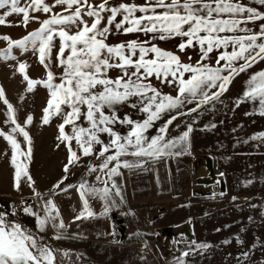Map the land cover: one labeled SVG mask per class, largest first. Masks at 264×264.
<instances>
[{"label":"snow or ice","instance_id":"snow-or-ice-1","mask_svg":"<svg viewBox=\"0 0 264 264\" xmlns=\"http://www.w3.org/2000/svg\"><path fill=\"white\" fill-rule=\"evenodd\" d=\"M253 3L264 7V0H248V3L242 0H145L143 5L121 2L112 6L108 0H100L99 3L92 0H54L52 5L44 0H30L24 7L19 5V0H0V9H7L0 13V24H6V18L16 14L22 15L26 27L30 19H38L30 17V11L51 13L41 22L39 29L21 40L0 37L8 42V48L0 53V58L16 59L12 55L13 47L19 48L21 53L31 48L34 54H39V62L46 69V79H30L25 62L18 64V71L27 82L28 92L38 84L48 90L49 99L43 109L42 123L48 124L53 116L62 119L57 139L67 148L68 162L63 169L65 176L53 185L51 191L55 195L56 189L64 192L77 187L84 211L76 219L83 218L85 213L88 217L95 216L88 208L86 197L103 202L101 215H107L115 206V197L123 202L121 187L116 180L123 174L121 169H143L149 163L189 152L191 124L180 135L170 138L169 125L178 116L196 112L203 105L218 100L235 75L264 60V11L250 6ZM56 6H61L62 12H53ZM256 21L261 23L257 25ZM113 30L123 34L142 32L145 36L151 34V39L160 40L178 37V50L198 49L199 59L194 64L184 63L177 54L157 47L150 40L110 45L106 41ZM56 38L59 40L56 61L62 68L59 83L55 82L56 76L50 68ZM214 51L217 53L215 63H207ZM114 68L119 69L121 75L112 79L107 73ZM152 77L162 84H175L177 95L163 94L153 87ZM246 85L237 106L244 101L258 102L257 114L264 116V71L253 73ZM0 101L7 108L5 122L12 125L9 132L0 131V136L11 147L15 187L19 190L23 177H27L29 187H32L34 182L23 161L18 162V157L28 159L31 155V139L26 128L32 116L28 115L21 126L3 88H0ZM125 104L137 109L144 118L133 120L128 115L119 116L118 106ZM186 104H195V107L188 109L187 113L176 111V115H171L156 129L155 135L146 134L162 114L181 109ZM81 118L87 127L77 123ZM116 125L126 126V133L121 134ZM66 126H71L70 133L65 131ZM17 133L23 136L26 150L21 148ZM101 134H106L107 142L100 138ZM252 139L264 140V133ZM96 145L100 146L98 150H95ZM80 155L102 158L98 165L88 166V174L96 173L95 183L83 180L78 186L60 188L63 180L67 179L70 166L79 161ZM33 192L43 199L34 188ZM23 211L34 218L40 232L48 224L57 231L65 227L52 198L43 201V216L31 206L24 207ZM196 247L203 249L209 245ZM250 253L251 250L242 251L241 257L247 261ZM63 255L66 257L68 253ZM188 255V251L182 252L176 264H186ZM237 259L239 264L240 258ZM0 264H56V254L42 242V238L38 240L19 222L0 213Z\"/></svg>","mask_w":264,"mask_h":264},{"label":"rangeland","instance_id":"rangeland-1","mask_svg":"<svg viewBox=\"0 0 264 264\" xmlns=\"http://www.w3.org/2000/svg\"><path fill=\"white\" fill-rule=\"evenodd\" d=\"M44 2L52 5L54 0ZM92 2L99 3L100 0ZM121 2L143 5L145 0H108L110 6ZM28 3L30 0H19L21 7ZM5 10L7 9H0V13ZM53 12H62V7L56 6ZM50 15L51 13L30 11V17L38 19H30L25 27L22 15L13 14L6 18V24H0V37L8 36L13 41L21 40L30 32L39 29L41 22ZM119 19L120 17H117V20ZM72 31H75V28ZM131 40H150L152 44L162 47L169 44V39H151V34H123L116 33L115 30L108 36L106 43L115 45ZM54 45L50 68L56 76L55 82L59 83L62 68L57 66L56 61L58 38L54 40ZM7 48L8 42L0 39V53ZM12 55L16 59L0 58V88L4 89L6 99L13 105L15 118L21 126L28 115L32 116V121L26 128L31 139V155L28 159L18 157V162L23 161V166L34 184L29 187L27 177H23L19 190L16 189L11 147L3 136H0V207L7 213H15L16 222L32 232L38 240L42 238V242L55 252L56 264H176V259L184 251L189 252L185 258L186 264H238L237 258H240L239 264H264V197L250 200L246 204L242 199H233V196L240 195L242 186H249L236 182L229 183L227 191L221 194L218 190V179L221 176L218 173V165L223 166L226 161L215 157L212 171V162L210 164L209 159L204 157L207 154L193 151L195 146L189 148V152L182 156L149 163L143 169H121L123 174L116 177V180L121 187L123 202L119 197H115V206L110 208L107 215H101L103 202L98 198L86 197L88 208L95 216L88 217L85 213L83 218L76 219L84 211L77 187H70L64 192L56 189L55 195L51 191L53 185L65 176L63 169L68 162L67 148L57 139L58 125L62 123V119L60 116H53L48 124L42 123L43 109L49 99L48 90L38 84L32 92H28L27 82L18 71V64L25 62L26 74L34 80L46 79V69L39 62V54H34L31 48L21 53L19 48L13 47ZM260 71L264 69L252 70L245 75L241 72L232 80L237 84L248 73L251 76ZM107 75L115 79L121 73L119 69L114 68L110 69ZM154 79L155 77L151 78L153 87L163 94L174 97L177 95V87L168 84L155 86L159 82ZM241 91L242 87H227L225 94L240 95ZM192 107L195 105L186 104L181 109L162 114L160 120L156 121L146 134L155 135L156 129L171 115H176V111L187 113ZM6 111V105L0 101V131L5 133L12 127L10 122H5ZM205 113L206 116L212 114L210 109L205 110ZM194 114L192 112L174 120L168 127L169 138L180 135L185 131L187 124H202V114L198 118ZM118 115H128L133 120L144 118L142 113L127 104L118 106ZM207 122L210 123L209 120ZM77 123L87 127L83 118ZM116 128L121 134L127 131L126 126L116 125ZM65 131L70 133L71 126H66ZM16 138L21 143V148L26 150L23 136L17 133ZM100 138L105 142L108 140L106 134H101ZM73 147L75 148L74 141ZM99 147L96 145L95 150ZM101 160L102 158L96 159L94 155H80L79 161L70 166L67 179L63 180L60 188L68 185L78 186L83 180H87L89 184L95 183L96 173L88 174V166L98 165ZM202 169L204 173L197 177V172ZM262 186L263 183L256 185ZM33 188L41 194L42 200L34 194ZM203 192H212V195H202ZM49 198L53 199L58 208L59 217L65 227L57 231L48 224L45 230L40 232L36 228L34 218L25 214L23 208L31 206L43 216V201ZM57 235L60 236L59 239L55 238ZM200 244L209 247L198 249L196 245ZM249 250L250 256L245 261L241 252ZM64 252L68 253L66 257Z\"/></svg>","mask_w":264,"mask_h":264},{"label":"crops","instance_id":"crops-1","mask_svg":"<svg viewBox=\"0 0 264 264\" xmlns=\"http://www.w3.org/2000/svg\"><path fill=\"white\" fill-rule=\"evenodd\" d=\"M242 2L248 3V0H242ZM250 6L264 11V7L260 5L253 3ZM260 23L261 21H256L257 25ZM249 26L251 27V25ZM179 39L178 37L169 39L168 45L157 47L177 54L184 63L194 64L199 59L200 54L198 49L189 48L184 52H180L177 48ZM216 55L217 53L214 51L210 54L211 59L206 62L214 64ZM262 68L264 69V60L253 64L252 67L242 72V75ZM249 78L248 73L237 84H234L235 80H232V84L230 83L227 86L242 87V94H225L226 91H224L218 100L208 103V108L202 106L201 110L198 109L194 112V116H197V118L202 114L200 118L203 123L199 125L197 122L192 123L193 130L192 135H190V148L195 146L193 151H201L207 154L204 157L209 159L210 164L212 162V171H214L213 159L215 157L223 158V161H226L223 166L218 165V173L221 175L218 179V190L220 192L225 193L229 183L236 182L241 185H249L247 188L242 186L240 195L233 196V198L242 199L245 201V204L250 200H257L264 197V186L256 187L258 184H264V140L252 139L253 136H259V134L264 133V116L257 114L259 111L258 102L244 101L237 106V100L243 98V92L247 87L246 82ZM154 80L159 82L156 78ZM155 86L165 85L159 82ZM171 86L176 87L175 84ZM213 91H216V89H213ZM205 108L210 109L212 114L206 116L205 110L207 109ZM183 116L185 117L187 115H180L177 119H181ZM188 125L185 126V130ZM212 125H215V127H212ZM200 170L197 172V177L204 173L203 169L202 171ZM258 190L263 192H257ZM203 194H209L211 196L212 192H203Z\"/></svg>","mask_w":264,"mask_h":264},{"label":"trees","instance_id":"trees-1","mask_svg":"<svg viewBox=\"0 0 264 264\" xmlns=\"http://www.w3.org/2000/svg\"><path fill=\"white\" fill-rule=\"evenodd\" d=\"M0 213H3V214H7L8 218H10L11 220L15 221V217L12 215V213H7L6 211L3 210V208L0 207Z\"/></svg>","mask_w":264,"mask_h":264},{"label":"built area","instance_id":"built-area-1","mask_svg":"<svg viewBox=\"0 0 264 264\" xmlns=\"http://www.w3.org/2000/svg\"><path fill=\"white\" fill-rule=\"evenodd\" d=\"M11 213V212H10ZM13 215V214H12ZM15 217V215H13Z\"/></svg>","mask_w":264,"mask_h":264}]
</instances>
